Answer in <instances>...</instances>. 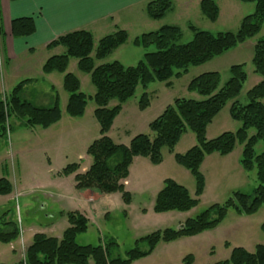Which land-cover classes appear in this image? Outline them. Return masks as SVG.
<instances>
[{"label": "rangeland", "instance_id": "rangeland-1", "mask_svg": "<svg viewBox=\"0 0 264 264\" xmlns=\"http://www.w3.org/2000/svg\"><path fill=\"white\" fill-rule=\"evenodd\" d=\"M151 1L140 2L114 15L113 21L119 25L118 30L126 31L129 39L106 60L96 61L97 65L118 61L125 67L136 66L146 53L156 49L136 48L133 45L134 39L157 32L165 26L179 28L182 33L179 44L184 45L194 39L191 27L213 35L236 33L243 19L255 12V4L252 3L215 0L220 8V16L213 23L201 12L202 0H172V11L161 21H154L146 12V6ZM97 28L93 32L95 49L101 39L117 32L113 25L108 26V21H103ZM262 39L264 26L256 37L244 44L209 63L191 67L181 78L171 79V87L160 82L151 83L146 90L139 86L134 97L123 105L109 136L116 144L126 146L137 135L152 136L150 123L174 100H200L197 93H191L187 89L193 79L206 73L218 72L221 75V85L224 86L231 78V67L237 65L245 66L248 77L237 100L243 105L247 104L248 92L261 82V77L254 73L252 60L255 46ZM49 55L51 54L47 49L36 41L34 50L19 54L12 61L4 60L0 69V89L4 86L6 92L2 95H8L21 82L31 80L32 83L23 89V99L38 107H50L55 95L60 93V107L64 109L69 94L63 88V75L54 73L52 77H48L42 72L43 63ZM68 73L75 74L80 79L84 94L89 97L95 94L90 76L79 71L76 59L71 60ZM53 84L57 87L55 90ZM144 93H147L150 104L142 110L140 103ZM115 104L113 102L111 105ZM232 104L233 101L228 102L209 125L208 140L216 139L224 133H236L241 128V123L231 118ZM94 107L95 104L90 99L88 111L81 121L67 119L60 126L48 130L26 127L24 122L14 117L8 120L9 130L6 135L0 136V179H7L12 184L13 191L8 196H0V222L6 220L17 223L27 239L31 237L32 231L48 237H62L69 227L65 214L78 210L89 219V226L86 233L77 236V243L94 247L107 245L110 259H125L136 247L141 251L148 250L147 244H137L140 239L157 231L178 230L188 219L196 218L210 207L224 205L236 192L252 195L258 187L256 170L246 172L239 164L243 146L238 144L232 155L222 157L215 154L202 165L205 187L197 207L186 213H156V197L168 179L185 187L192 197L196 196L194 177L175 160V154L184 155L197 144L195 134L188 130L174 153L163 149V161L160 165H153L148 158L139 157L130 167L129 177L124 182L125 191L131 195L130 204L124 202L121 193L101 194L94 191L97 197L89 201L84 191L76 189L75 175L88 171L89 162L92 164L93 160L87 150L101 137L100 125L93 113ZM253 134L254 131L251 130L250 136ZM255 152L257 155L264 152V143L259 142ZM49 158L52 164L49 163ZM73 164L79 165L76 173L67 177L60 175L67 166ZM262 225L264 205L251 216L239 215L230 210L216 229L171 243L161 242L151 256L134 264H185L183 260L188 256L194 258L191 264H216L227 260L234 248L253 252L257 245L264 246ZM18 240L9 245L0 243V257L10 247L12 255L18 253L19 258L24 260L31 244L24 243L22 238L20 242ZM5 261L0 258V263ZM90 264H94V261L91 260Z\"/></svg>", "mask_w": 264, "mask_h": 264}, {"label": "trees", "instance_id": "trees-1", "mask_svg": "<svg viewBox=\"0 0 264 264\" xmlns=\"http://www.w3.org/2000/svg\"><path fill=\"white\" fill-rule=\"evenodd\" d=\"M16 2L20 0H10ZM241 3L255 4V12L243 19L236 33H219L213 35L194 27V39L184 45L179 44L181 30L173 26H165L157 32L144 34L133 41L140 49L155 47L156 51L148 52L134 67H125L118 61L104 63L99 66L96 61L106 60L119 48L124 46L128 33L117 30L114 34L99 41L95 49V40L91 32L79 30L58 37L47 45L48 50L63 47L65 53L49 58L42 67L45 75L59 73L63 75V88L69 94L66 113L73 119L84 117L88 101L95 104L94 116L100 125L101 137L88 148L87 154L92 158L88 171L75 175L76 189L94 191L101 194L121 193L126 204H130L131 195L125 191L124 182L129 177L130 167L139 157L148 158L153 165L163 161V149L174 153L176 146L188 130L195 134L197 144L184 155L175 154L177 164L189 171L196 182V196L173 180H166L158 193L154 204L156 213H186L197 207L199 198L205 187V177L201 167L205 159L218 154L222 157L231 155L240 144L243 146L240 165L246 172L256 170L258 187L252 195L236 192L224 205H214L196 218L188 219L178 230L167 229L157 231L140 239L137 244L145 243L148 250L138 247L130 251L125 259H110L106 246H81L77 236L86 233L89 220L80 212H68L69 227L62 238L48 237L37 233L28 247L25 259L16 264H134L149 257L161 243L175 242L181 238L194 237L216 229L227 217L230 210L239 215L256 214L264 205V152L257 155L255 147L264 143V39L254 49L252 60L254 73L261 77L247 94L248 103L243 105L237 99L241 95L248 77L244 65L230 69L231 78L221 85L218 72L203 74L193 79L188 91L197 93L200 100L176 99L166 107L164 112L149 128L152 136L137 135L128 146L118 145L109 136L115 119L120 115L123 105L136 94L137 88L145 90L153 82L165 83L171 87V79L181 78L191 67L209 63L235 49L246 41L256 37L264 26V0H239ZM173 9L172 0H152L146 6L150 19L161 21ZM202 14L211 22L218 21L220 8L215 0H202ZM14 38H28L35 34L33 17L15 19L11 23ZM95 55L93 56V53ZM72 59L78 62V69L89 75L95 87V94L87 96L81 91V82L75 74L68 73ZM32 83L25 80L17 85L8 95L0 94V136L7 134L8 120L11 117L24 122L29 128L40 127L44 130L58 124L62 119L59 97L55 95L53 105L38 107L23 99L24 87ZM233 101L231 118L241 123L236 133H224L213 140L207 139V129L228 102ZM116 102L115 105H111ZM147 93L140 103L142 110L149 106ZM254 134L250 136V131ZM79 165L67 166L63 176H70L78 171ZM12 184L5 178L0 179V196L12 193ZM264 231V225H262ZM21 234L17 223L0 222V243L9 245L19 239ZM193 257L185 258V264H191ZM216 264H264V246L257 245L253 252L244 248H234L230 257Z\"/></svg>", "mask_w": 264, "mask_h": 264}, {"label": "crops", "instance_id": "crops-1", "mask_svg": "<svg viewBox=\"0 0 264 264\" xmlns=\"http://www.w3.org/2000/svg\"><path fill=\"white\" fill-rule=\"evenodd\" d=\"M148 1L149 0H20L11 2L10 0H0V69L1 66L4 65V60L12 61L14 58H17L19 54L34 50V43L36 41L39 42V45L41 44L45 47V49H47V45L50 42L70 32L85 30L91 32L94 36V30L97 28V25H101L103 21H108V26L113 25V28H116L118 30L119 25H117L113 21V17L115 14L123 10L132 8L140 2ZM26 17L34 18L36 27L35 34L28 38H14L12 36L11 28L12 21L15 19ZM25 41H29V43ZM47 51L51 55L47 57L46 61L53 56H58L65 53V49L63 51L61 47L52 50L47 49ZM54 51H57V53H55ZM53 74L47 76L52 77ZM53 88L54 90L57 88L55 84H53ZM1 89L0 94L6 92L4 86H2ZM57 95L59 97L60 103V93H57ZM66 106L67 103H65L64 109L60 107L62 111L61 121L49 129L60 126V124H62L67 119V121H73V119L69 116V118H67V113L65 111ZM87 111L88 110L86 109L85 115ZM94 111L95 107L93 108V113ZM81 120L82 118L77 121ZM214 155L207 157L204 163L209 158L212 159ZM240 158L238 159V161H240ZM138 159L139 158H136L132 165H134V163L138 161ZM49 163L52 164L51 158H49ZM1 166L2 163H0V168ZM89 166H91L90 162ZM60 175L62 174L60 173ZM84 192L87 194V197H89V201H93L95 197H97L95 196L94 192ZM71 212L80 211L77 210ZM32 232L33 233L31 237L27 239L26 237H24V231H22L20 239L22 238L24 243L28 242L31 244L34 235L37 234L36 231ZM55 238L60 239L62 237ZM20 239L18 240V242H20ZM10 251L11 250L9 247L8 250H4L3 253H1L0 258L6 261L0 264H16L22 260L21 258H19L20 255L18 253H14L12 255ZM16 251H18L17 248Z\"/></svg>", "mask_w": 264, "mask_h": 264}]
</instances>
